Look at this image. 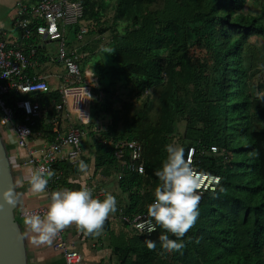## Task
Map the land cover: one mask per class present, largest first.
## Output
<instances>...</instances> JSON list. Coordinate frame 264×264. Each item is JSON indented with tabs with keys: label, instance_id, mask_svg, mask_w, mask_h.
I'll use <instances>...</instances> for the list:
<instances>
[{
	"label": "trees",
	"instance_id": "trees-1",
	"mask_svg": "<svg viewBox=\"0 0 264 264\" xmlns=\"http://www.w3.org/2000/svg\"><path fill=\"white\" fill-rule=\"evenodd\" d=\"M71 1L83 6V16L72 24L77 39L83 28L93 38L112 29L109 47L115 50L104 88L114 100L105 98L103 114L95 124L91 119L89 160L95 156L92 179L101 178L94 184L97 191L119 189L117 212L105 222V237L86 238L109 245L112 264H264V80H256L264 74V53L252 40L264 39V0H116L107 28L102 18L112 0ZM73 43L67 40L69 48ZM39 51L41 61L49 60L44 45ZM117 82L127 95L117 92ZM150 91L153 100L138 107ZM11 97L12 105L20 98ZM36 100L43 112L33 130L51 141L56 133L50 119L60 93L52 89ZM107 115L111 122H105ZM119 141L142 145L144 173L118 159ZM168 144L183 147L186 158L193 149L194 169L220 177L217 188L199 203L197 222L183 237L180 252L162 251L159 236L165 233L159 226L148 236L121 219L147 211L154 201L160 183L155 170ZM125 159L130 161V151ZM77 165L57 161L49 182L57 180L58 190L79 189L69 182L71 174L80 173ZM147 240L157 243L156 251L148 250Z\"/></svg>",
	"mask_w": 264,
	"mask_h": 264
},
{
	"label": "built area",
	"instance_id": "built-area-1",
	"mask_svg": "<svg viewBox=\"0 0 264 264\" xmlns=\"http://www.w3.org/2000/svg\"><path fill=\"white\" fill-rule=\"evenodd\" d=\"M16 15L23 30L20 42L10 45L4 40L5 33L0 29V125L13 130V137L11 135L8 138L18 149L25 151L23 165L30 168V173L40 167L53 170L57 161L78 164L82 160L83 127L91 122L90 111L94 87L85 80L86 74L81 68L84 54L67 46L66 27L79 21L83 16V6L80 2L71 0H41L34 6L19 2ZM86 33L87 29L83 28L78 35L79 39H82ZM34 35H37L40 41L32 43ZM54 40L58 41L59 58L66 67L68 75L63 78L62 85L57 89L60 93V101L55 105L54 117L50 119L56 135L53 140L46 141L33 130L36 119L43 112L36 97L39 93L51 91L52 88L45 76L32 75L29 71L38 63V53L43 42ZM11 94L20 97L13 99V105L9 104L12 100ZM5 133L7 134V131ZM38 138L41 144L36 145L35 140ZM115 148V154L123 165L128 164L131 171L144 173L145 166L141 159L143 148L140 143L119 141L116 142ZM211 149L214 152L218 151L217 146H212ZM127 151L131 152V159L128 162V159H125ZM191 152L193 157L195 151L192 149ZM198 174L202 176V187L199 191L202 200L207 191L217 188L220 177L200 172ZM88 179L85 186L93 189L94 197H104L108 189L97 191L93 182H90L93 180L92 175ZM56 181L48 183L46 190L48 205L51 192L58 190L54 185ZM48 205L24 207L19 212L20 217L23 219L25 213L44 214ZM146 218H148L147 211L137 213L133 217L121 216L122 221L135 230H137L135 223ZM154 232L144 234L151 236ZM54 248L62 251L66 264L83 263L82 253L67 238L65 229L55 239Z\"/></svg>",
	"mask_w": 264,
	"mask_h": 264
},
{
	"label": "clouds",
	"instance_id": "clouds-1",
	"mask_svg": "<svg viewBox=\"0 0 264 264\" xmlns=\"http://www.w3.org/2000/svg\"><path fill=\"white\" fill-rule=\"evenodd\" d=\"M113 52L115 50L107 51L109 54ZM165 151L167 156L162 166L155 170L160 183L155 188L154 201L148 205V218L134 226L141 234H151L159 226L165 233L159 236L162 251L180 252L185 247L183 237L194 227L199 216L202 176L193 167L191 151L187 158L180 146L168 144ZM253 155L258 156V152ZM88 169L89 165L84 160L78 162V172L86 175ZM54 175V171L44 167L35 169L27 177L29 191L34 195L46 193L49 180ZM3 197L9 204L16 203L19 198L13 188L6 189ZM116 212L117 199L113 194L106 193L101 200L94 197L93 189L81 185L79 189L52 191L46 213H25L23 223L33 233L31 243L34 246H51L58 234L73 224L85 235H101L106 220ZM167 233L176 239H170ZM146 246L149 251L157 249L153 240H147Z\"/></svg>",
	"mask_w": 264,
	"mask_h": 264
},
{
	"label": "crops",
	"instance_id": "crops-1",
	"mask_svg": "<svg viewBox=\"0 0 264 264\" xmlns=\"http://www.w3.org/2000/svg\"><path fill=\"white\" fill-rule=\"evenodd\" d=\"M40 1L41 0H0V29H2L5 33L4 40H6L10 45H14L20 42L23 36V30L19 26V20L17 19V15H16L18 3L23 2L29 6H34V5H37ZM81 31L79 33H81ZM37 38L38 36L34 35L32 38L33 39L32 43H35V41H37ZM85 41L89 43V42H92L93 39H87ZM46 42H49V41H46ZM74 46H77V48H74V49H78L77 51L79 53L84 54L85 58L87 57L88 53L85 52V48H84L85 43L82 45H74ZM39 53H38V58H37L38 63L36 66L31 68L29 73L32 75L45 76L47 80L49 81L50 85L51 83L53 84L51 85V88L58 89L59 87H54V82H56L55 79L58 80V75L60 73L58 71H55V72L51 71L49 69L50 67L46 65V63L49 60L41 61L44 54L43 53L39 54ZM85 58L82 60L81 64H83V62L86 61ZM53 64L55 63L53 62ZM36 72H38V74H35ZM84 73L86 74V80L88 82L90 83L94 82V84L91 83L93 87H96V85H98L100 81H102L99 75L95 76L96 73L95 72L93 73L92 69H87L86 71L84 70ZM59 78L60 79L57 82H59L64 77L59 76ZM88 78H90L91 80H89ZM93 78H95V80ZM10 141L12 142V140ZM35 141H36V145L41 144V140H39V138L36 139ZM9 148L11 150L10 156L12 157V160L14 161V163H16L19 166L18 173H17L18 176H16L15 178H16V186L18 188V194H19V204L21 205V207L22 208L23 207H37V206H42V205H48V198L46 196V193L40 194V195H34L33 193L29 191L27 177L30 175V168H28L27 166H25L26 168H23V158H24L25 151L18 149L13 144H10ZM91 153L92 152L89 149L88 151H86L85 149V152L83 153V149H82V160H84L85 162L86 160L88 161L89 157L91 156ZM88 165H89V169L86 175L82 173L71 174L69 178V182L73 184L85 185V183L89 181L88 179L89 174L92 175V173H94V169H95V156L94 155L92 156V159L89 160ZM79 176H81L83 181H80L76 178ZM93 183L97 185V181L96 182L93 181ZM67 188H70V187L67 186ZM65 230H66L67 238L70 239L74 247L82 253L83 259L85 260L83 261L82 264H112L111 263L112 249L108 247L109 245H105L104 241H103V244L102 243L96 244V247H94L95 250H92V248L90 247L91 238H86V236L84 235V232L79 230L76 227V225L74 224L70 225L67 228H65ZM25 231H26V236H25L26 247L28 251V263L27 264H66L64 255L56 251L54 248L55 240L51 246H34L31 243V237L33 233L28 231L26 226H25ZM103 234L107 235V233H103ZM108 241H107V244H108Z\"/></svg>",
	"mask_w": 264,
	"mask_h": 264
},
{
	"label": "rangeland",
	"instance_id": "rangeland-1",
	"mask_svg": "<svg viewBox=\"0 0 264 264\" xmlns=\"http://www.w3.org/2000/svg\"><path fill=\"white\" fill-rule=\"evenodd\" d=\"M115 2H116V0H112L109 7L107 8V10L104 13L105 15L102 18V23H103L104 28H107L108 26L111 25L110 23L112 21V18H113L114 12H115V9H114L115 4H116ZM101 27H99V28H101ZM122 27H125V26H122ZM122 27H120L118 30L122 31ZM112 28H113V26H112ZM74 29H75L74 25L66 27V30H67L66 38H67L68 42L73 41L74 42L73 44H75V45H82L85 43V45L87 46L85 48V52L88 53V55L85 58L86 61H84L83 64H81L82 70L86 71L87 69H92V72L96 73L95 76L99 75L101 77V80H102V81H100V83L98 85L95 84L97 88L96 87L93 88V94H92V100H91V111H90L91 112V119H92L91 124H95L97 122V118L103 114V111H102L103 100L105 98H107L109 102H112L114 100L112 95L111 96L106 95V93L104 92V88L108 84L106 79L108 80V75H109L106 71H109L108 68L111 67L110 65L113 63V60L111 58L112 56L109 53H107V51L110 50L109 43L111 41L113 32H112V29H109L105 33L99 32V34L101 36H99L97 38H93V36H91V35H85L83 40H78L77 37L75 36L74 32H73ZM87 39H93V41L88 43L87 41H85ZM252 40L258 41V44L264 53V39H261V38L259 39L258 37H255ZM37 41H40V39L37 38ZM43 45L45 46L47 53L49 55V61L46 63V65L50 67L49 69L51 71H54V72L58 71L60 73L58 75V80L60 79L59 76H62V77L67 76L68 71H67L66 67L64 66L63 62L59 58L58 41L54 40V41H49V42H43ZM74 48H77V46H74L73 49ZM196 53H198V52H196ZM53 62L55 64H53ZM104 66L106 69L104 68ZM35 74H38V72H36ZM260 77H261V80H264V74H262V73H259V76L257 77L256 80L257 81L260 80ZM88 79L91 80L90 78H88ZM93 79L95 80V78H93ZM58 80L55 79L56 82H54V87H60L62 85L63 79H61L59 82H57ZM91 83L94 84V82H91ZM51 85H53V84L51 83ZM116 88H117V92L119 94H121V93H125V95L128 94V90H127V88L124 87L122 82H117ZM149 98H151L150 100H153V93L151 91L141 98V100L138 102V107H140L142 105L144 100L147 101ZM154 100H155V98H154ZM120 101L124 103V100H120ZM111 121H112L111 116L107 115L105 122H111ZM91 124L89 122V123H87L86 126L83 127V129H84L83 130V133H84L83 134V143H82L83 153L85 152V149H86V151H88V149L90 150V146L93 144V139L91 138V135L89 134V132L91 130V126H90ZM182 124H180V126ZM5 131H7V134L5 133ZM11 135L12 136L14 135L12 129L3 128L0 125V138H1L3 144L6 148L7 154L11 153V151L9 150V145L13 144L8 138ZM175 140H176V142H178L179 137H176ZM7 148H8V150H7ZM9 158H10V162H11V166H12L11 169H12L14 179H15V177L18 176L17 173H18V167L19 166L16 163H14L11 156H9ZM23 168H26L25 165H23ZM76 178L80 181H83L81 176L76 177ZM97 179L101 180L100 177H97ZM97 179H94L93 181L96 182ZM107 189L111 190V193L113 195L116 193L119 194V192H120L119 189H116L113 187H108ZM120 195L122 198H124V196L121 193H120ZM15 218L17 219L24 236H26L25 225L23 223V219L20 217L18 210L15 211ZM102 237H105V234H102ZM106 238L108 240V237H106ZM123 238L126 239L127 236H124ZM108 243L110 244L111 241H108ZM92 244H94V245H92ZM95 245H96V242L91 241L90 247L92 248V250H95L94 249ZM80 249H82V248H80ZM56 251L63 254L62 251H60V250H56ZM83 261H85V260L83 259Z\"/></svg>",
	"mask_w": 264,
	"mask_h": 264
},
{
	"label": "water",
	"instance_id": "water-1",
	"mask_svg": "<svg viewBox=\"0 0 264 264\" xmlns=\"http://www.w3.org/2000/svg\"><path fill=\"white\" fill-rule=\"evenodd\" d=\"M9 156L0 138V264H27L26 238L15 218V211L22 209L19 198L16 203L9 204L3 197L8 188L18 194Z\"/></svg>",
	"mask_w": 264,
	"mask_h": 264
}]
</instances>
